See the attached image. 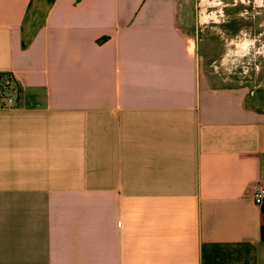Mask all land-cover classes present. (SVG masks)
I'll use <instances>...</instances> for the list:
<instances>
[{
  "label": "crops",
  "instance_id": "0c3cea01",
  "mask_svg": "<svg viewBox=\"0 0 264 264\" xmlns=\"http://www.w3.org/2000/svg\"><path fill=\"white\" fill-rule=\"evenodd\" d=\"M194 5L0 0V264H264V87Z\"/></svg>",
  "mask_w": 264,
  "mask_h": 264
},
{
  "label": "rangeland",
  "instance_id": "374dc122",
  "mask_svg": "<svg viewBox=\"0 0 264 264\" xmlns=\"http://www.w3.org/2000/svg\"><path fill=\"white\" fill-rule=\"evenodd\" d=\"M189 1H194L193 8L198 15L199 12L200 15L205 12V14L215 13L218 16L216 19H209L208 22L202 19L201 29L205 34L208 32L216 34V31L226 30L234 35L232 43L224 42V47H228L232 51V55L227 60L216 63L218 73L232 82L247 84L246 86L250 90L251 88L253 90L263 88L264 25L261 22L264 19V0ZM220 3L223 4L220 5ZM227 18L229 20L224 23ZM213 20L217 21L212 22ZM213 36L216 39L215 35ZM242 41L245 42V45L242 52L239 53L236 46ZM214 43L218 44L217 41ZM208 68L214 69L213 66Z\"/></svg>",
  "mask_w": 264,
  "mask_h": 264
},
{
  "label": "built area",
  "instance_id": "2783aa9c",
  "mask_svg": "<svg viewBox=\"0 0 264 264\" xmlns=\"http://www.w3.org/2000/svg\"><path fill=\"white\" fill-rule=\"evenodd\" d=\"M11 72L0 73V109L13 108L16 106L15 94L17 83ZM254 201L260 203L264 198V188L258 189L253 194Z\"/></svg>",
  "mask_w": 264,
  "mask_h": 264
},
{
  "label": "trees",
  "instance_id": "16d2710c",
  "mask_svg": "<svg viewBox=\"0 0 264 264\" xmlns=\"http://www.w3.org/2000/svg\"><path fill=\"white\" fill-rule=\"evenodd\" d=\"M1 74H2V72H0ZM14 81H16V80H14ZM17 83V82H16Z\"/></svg>",
  "mask_w": 264,
  "mask_h": 264
}]
</instances>
